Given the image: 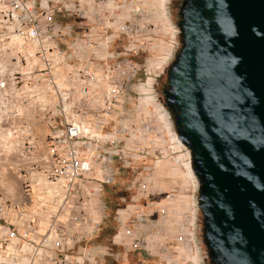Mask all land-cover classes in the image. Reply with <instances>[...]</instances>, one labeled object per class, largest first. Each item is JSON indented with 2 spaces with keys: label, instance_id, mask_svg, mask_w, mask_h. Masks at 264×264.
I'll return each mask as SVG.
<instances>
[{
  "label": "built area",
  "instance_id": "obj_1",
  "mask_svg": "<svg viewBox=\"0 0 264 264\" xmlns=\"http://www.w3.org/2000/svg\"><path fill=\"white\" fill-rule=\"evenodd\" d=\"M169 2L0 0V58L11 52L18 62L10 90L0 80V123L27 121L10 131L9 149L27 158L38 150L23 106L47 128L43 165L24 184L30 208L0 194V264H97L103 246L93 240L108 218L106 192L136 164L139 202L121 200L114 242L166 264L182 247L184 259L197 261V186L187 151L156 97L137 86L141 76L162 75L179 49Z\"/></svg>",
  "mask_w": 264,
  "mask_h": 264
},
{
  "label": "water",
  "instance_id": "obj_2",
  "mask_svg": "<svg viewBox=\"0 0 264 264\" xmlns=\"http://www.w3.org/2000/svg\"><path fill=\"white\" fill-rule=\"evenodd\" d=\"M165 110L210 264H264V0H183Z\"/></svg>",
  "mask_w": 264,
  "mask_h": 264
},
{
  "label": "rangeland",
  "instance_id": "obj_3",
  "mask_svg": "<svg viewBox=\"0 0 264 264\" xmlns=\"http://www.w3.org/2000/svg\"><path fill=\"white\" fill-rule=\"evenodd\" d=\"M169 1L173 19L177 22L179 20V8L178 5L176 8L172 5L173 3H180L181 0ZM171 6L173 8H171ZM179 42L181 44V41ZM0 63L6 64L8 70L0 73V80H4L7 84L6 88L9 87L10 90V73L13 69L16 68L18 62L16 58L13 57L11 52H7L5 57L0 58ZM155 84L160 85L159 90H161L163 86L167 85L166 71H164L160 76H141L137 80V86L139 85L140 90L139 92L149 100L152 99V87H154ZM159 98L161 102H164V95L160 93ZM9 99L12 105V95L9 96ZM11 105H9V111H11ZM21 113V116H25L24 120H27L26 117H32V123L34 121L32 127L34 128V132L37 137L38 150L34 158L23 157L18 152L10 150L9 148H11V146H9V142L11 141V139L8 138L10 131H18L19 129H21V127H18V124L21 125L22 122L27 121L19 120L16 123L14 121V124L12 122L13 118L4 117L2 123H0V194L10 200L19 202V204L26 206V208H30L31 202L28 194H26L24 190V184L27 179L32 176V171L41 169L43 165V163L41 162V156L46 151L45 138L47 134V128L43 120L41 122L39 121L41 120L40 115H37V117H39L38 121L33 119L31 108L23 106V108L21 109ZM34 118H36V116H34ZM134 168L137 169V172L122 171L120 173V177L118 178L116 184L110 187L106 192V200H108V198H118V200L120 201L124 200V204L129 206H133L134 204H137V202H139L135 199V182H137L138 178H140L141 176V166L136 164L134 165ZM40 174H42V171L39 172L37 176H40ZM179 193L183 195L187 194L186 191L181 189L179 190ZM196 195L197 187L195 190V196ZM122 201L121 203H123ZM122 205L120 203L117 204V208ZM115 211H113L114 213H108V218L105 221L101 232L93 240V242H96L97 244L103 246V250L99 255L96 256L95 262L97 264H166L162 258L154 254H148L142 251H134L129 254L122 252V250L116 245L113 240V236L117 229L114 215ZM197 221L199 227L197 261L193 262L192 260H187L186 258L184 259L182 256H184L185 251L184 248L180 247L178 248L179 254L175 255L174 258L175 264H210L209 258L206 257L204 245L201 242L203 234L202 217L198 210ZM0 224H5V221H0Z\"/></svg>",
  "mask_w": 264,
  "mask_h": 264
},
{
  "label": "flooded vegetation",
  "instance_id": "obj_4",
  "mask_svg": "<svg viewBox=\"0 0 264 264\" xmlns=\"http://www.w3.org/2000/svg\"><path fill=\"white\" fill-rule=\"evenodd\" d=\"M182 1H183V0H181L180 3H182ZM180 3H176V4L173 3L172 6H174V7L176 8L177 5H178V8H179V10H180V6H181ZM172 6H171V8H173ZM159 87H160L159 84H155V86L152 87V95L155 96L156 98H158V99L160 100V98H159V94L161 93L162 95H164V101H165V93H164L165 86H163V88H162L161 90H159Z\"/></svg>",
  "mask_w": 264,
  "mask_h": 264
},
{
  "label": "trees",
  "instance_id": "obj_5",
  "mask_svg": "<svg viewBox=\"0 0 264 264\" xmlns=\"http://www.w3.org/2000/svg\"><path fill=\"white\" fill-rule=\"evenodd\" d=\"M119 203L122 204L121 201L118 200V198L117 199H115V198H108V200H107L108 211L109 212L115 211L116 208H117V204H119Z\"/></svg>",
  "mask_w": 264,
  "mask_h": 264
},
{
  "label": "crops",
  "instance_id": "obj_6",
  "mask_svg": "<svg viewBox=\"0 0 264 264\" xmlns=\"http://www.w3.org/2000/svg\"><path fill=\"white\" fill-rule=\"evenodd\" d=\"M15 201V200H14ZM17 202V201H16ZM17 203H19V202H17ZM47 225H48V220H47V218H40L39 219V226H40V228L38 229L39 230V232H44L45 230H46V228H47Z\"/></svg>",
  "mask_w": 264,
  "mask_h": 264
}]
</instances>
